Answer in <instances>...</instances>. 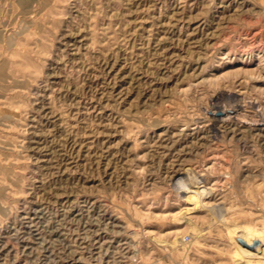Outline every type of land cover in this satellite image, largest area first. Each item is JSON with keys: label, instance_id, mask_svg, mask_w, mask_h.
Segmentation results:
<instances>
[{"label": "rangeland", "instance_id": "obj_1", "mask_svg": "<svg viewBox=\"0 0 264 264\" xmlns=\"http://www.w3.org/2000/svg\"><path fill=\"white\" fill-rule=\"evenodd\" d=\"M0 264H264V0H0Z\"/></svg>", "mask_w": 264, "mask_h": 264}, {"label": "bare ground", "instance_id": "obj_2", "mask_svg": "<svg viewBox=\"0 0 264 264\" xmlns=\"http://www.w3.org/2000/svg\"><path fill=\"white\" fill-rule=\"evenodd\" d=\"M193 197H194V196H193ZM193 197H192V198H193ZM188 200H189V199H188ZM193 201H195V200L193 199ZM77 263H78V262H77Z\"/></svg>", "mask_w": 264, "mask_h": 264}]
</instances>
